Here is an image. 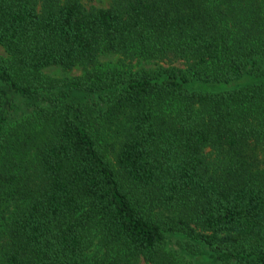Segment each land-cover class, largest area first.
<instances>
[{
	"label": "trees",
	"instance_id": "trees-1",
	"mask_svg": "<svg viewBox=\"0 0 264 264\" xmlns=\"http://www.w3.org/2000/svg\"><path fill=\"white\" fill-rule=\"evenodd\" d=\"M110 1L0 0V264H264V0Z\"/></svg>",
	"mask_w": 264,
	"mask_h": 264
},
{
	"label": "rangeland",
	"instance_id": "rangeland-1",
	"mask_svg": "<svg viewBox=\"0 0 264 264\" xmlns=\"http://www.w3.org/2000/svg\"><path fill=\"white\" fill-rule=\"evenodd\" d=\"M65 1V0H64ZM81 2L87 7V8H98V9H107L111 6V1L110 0H81ZM0 55L7 58L8 55L6 53V51L4 50L3 47L0 46ZM120 60V58H106L103 60V62H115L117 63L118 61ZM144 66H146V63H142ZM173 66H182L181 63H177V62H172ZM138 64L137 63H134V67H136ZM167 66H169V64H165ZM171 65V64H170ZM49 75L55 77V78H64V77H67V78H74V77H79L82 75V70L81 69H75L74 71L72 72H69V73H65L63 72L62 70L60 69H53V70H49L48 71ZM10 98L11 100L14 102V104L17 105V110L21 109V110H26V105L24 103L23 100H21L20 98H17L16 96L14 95H10ZM19 110V111H21ZM18 114V113H17Z\"/></svg>",
	"mask_w": 264,
	"mask_h": 264
}]
</instances>
